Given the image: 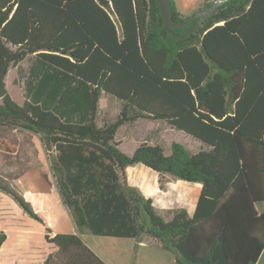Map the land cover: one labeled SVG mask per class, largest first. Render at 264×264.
I'll list each match as a JSON object with an SVG mask.
<instances>
[{"label": "trees", "instance_id": "16d2710c", "mask_svg": "<svg viewBox=\"0 0 264 264\" xmlns=\"http://www.w3.org/2000/svg\"><path fill=\"white\" fill-rule=\"evenodd\" d=\"M171 7L176 23L187 18ZM25 61L18 105L4 80ZM102 95L120 108L99 127ZM138 120L164 123L206 150L172 143L165 155L142 143L126 155L116 133ZM17 129L38 138L48 162L35 190L55 188L77 231L149 238L175 264H256L264 249V0L227 1L180 40L165 30L156 0H0V151L16 153L2 132ZM134 165L155 172L160 190L168 178L200 184L193 215L172 210L165 221L128 184ZM0 192L45 227L1 178ZM45 240L55 251L43 264H105L75 235ZM5 241L0 232V248Z\"/></svg>", "mask_w": 264, "mask_h": 264}, {"label": "rangeland", "instance_id": "374dc122", "mask_svg": "<svg viewBox=\"0 0 264 264\" xmlns=\"http://www.w3.org/2000/svg\"><path fill=\"white\" fill-rule=\"evenodd\" d=\"M203 2L204 0H181L184 8L181 10L183 12L181 15L192 16L203 8H200ZM28 66L29 63L25 61L10 68L5 79L7 93L18 105L24 102V82ZM118 110L119 104L116 100L102 97L98 123L101 124L104 118L113 119ZM154 128L163 129L159 135H155L153 134ZM131 132H136L135 136L123 140L129 133L132 134ZM2 135L11 139L16 147V153L8 154L0 151V178L22 194L24 199L31 204L33 211L44 218L46 227L50 230L67 234L73 232V228L68 222L69 215L58 205L60 198L57 191L48 196L28 195L32 192L36 179L48 167V162L40 154L38 138L20 129L2 132ZM118 139L123 141L121 150L125 154L132 153L135 147L143 142L142 140L146 143L151 140L153 143L161 145L165 155L170 154L172 143H179L194 153L206 150V147L200 142L183 133L162 127V125L156 124L153 127L151 123L145 125L139 122L137 127L135 126L133 129H120ZM149 145L153 144L149 142ZM145 170L150 174L153 173L149 169ZM169 180L173 179L168 178L165 185ZM40 228L42 227L38 222L25 215L10 197L0 192V232L9 237L4 251L10 258L7 263L3 259L0 264H12V251L14 252L16 249L19 250L18 256H32L35 263L41 262L47 255L48 248L43 239L46 233H43ZM16 232L21 233L22 236L16 238ZM47 236L50 237V234ZM81 239L91 243L93 249H97L99 253L104 255L107 261H109L108 259L114 260V262L111 261L112 264H175L173 256L159 249L157 243L149 238L144 239L145 247L137 246L133 240L94 237L89 233H84ZM12 242H19L21 245L14 247L16 248L14 249ZM122 242H130L129 247L132 248H126V245H123L126 243Z\"/></svg>", "mask_w": 264, "mask_h": 264}, {"label": "crops", "instance_id": "0c3cea01", "mask_svg": "<svg viewBox=\"0 0 264 264\" xmlns=\"http://www.w3.org/2000/svg\"><path fill=\"white\" fill-rule=\"evenodd\" d=\"M173 3H174V7L176 8L177 12L180 13V14L183 13L181 10H184V8L182 7L181 0H173ZM4 82H5V80H4ZM104 96L105 95H102L100 97V100ZM105 97H108V96H105ZM100 100H99V112H100ZM24 101H25V97H24ZM119 108H120V104H119ZM99 112H98V116H97V119H96V124H97V126L100 127L104 121L114 120L117 117V115L119 113V110H118L117 115L113 119H106V118H104L102 120L101 124H99L98 121H97L98 120V117H99ZM139 122H142L145 125L148 124V123H151L153 127H155V125L157 124V125H162V127L170 128L169 126H167L166 124L161 123V122H153V121H147V120H138L133 125H131V126H124V127H121L120 129H123V128L124 129L125 128L133 129V127H135V126L137 127V125H138ZM120 129L116 133L115 140H116V142L119 143V146H118L119 150L122 151L121 150V145H122L123 141H122V139L121 140L118 139V134H119ZM162 129L163 128H154L153 134L159 135V133L162 131ZM171 130H173V129H171ZM7 132H11V131H7ZM135 133L136 132H133L132 134L129 133V135L125 136L123 138V140L133 138V136H135ZM6 137H8V136H6ZM142 141H143L142 143H145L147 145H149V142L152 143L153 145H156L157 144V143H153L151 140L147 141L148 143L144 142V140H142ZM38 144H39V142H38ZM153 145H151V146H153ZM137 147H135V149ZM39 150H40V154H41L42 158H44L43 157V154H42L43 151H42V148L40 147V145H39ZM134 150H133V152H134ZM132 153L126 154V155H129L130 156ZM139 166H142V165H134V166H130V167H127L126 168V170H125V176H126L127 182H128V184L131 187H134V188L138 189V191L145 198H148V199L151 200L153 207L160 214V216H162L164 218L165 221H168L170 219V216H168L167 212L172 211V210L183 209V210H185L187 212V214L189 216H192L193 215V213L195 211V208H196V205H197V201H198L200 192H201V185L200 184H198V183H187V182L180 181V180H169L166 183V185H164V189L163 190H160V188H159V182H158L159 181V176L155 172H153V171H152L153 173L150 174L149 172H147L145 170L147 168H145L144 166H142V167H139ZM46 169H47V167H46ZM34 184H35V182H34ZM55 191H57V190L55 188H53L50 193H48V194H42V193H39L38 191H36L35 188H34V185H33V190H32L31 193H28V195H32V196L33 195H44V196H48L50 194L56 193ZM60 201L58 202V205L60 207H62V210L63 211H66V213L69 215L68 211L66 210V208L63 206L62 202H60ZM42 202H44V200H42ZM40 217L43 218L42 216H40ZM43 220H44V218H43ZM44 222H45V227H43L41 225V227L43 229L42 228H40V229H41V231L43 233H46L45 232V228H48V227H46V221L45 220H44ZM68 222L70 223L71 227L73 228V232H70L68 234L67 233H59L57 231H52V230H50L48 228L49 229V233H46V235L47 234H50V237L49 238H53L57 234L75 235V236H77L82 241V243L88 249H90L105 264H112L111 261L114 262V260H110V259H108L109 261H107V259H105L106 257H104V255H102L101 253H99L97 251V249H93L94 247L91 245V243H89L88 241H85V240L81 239V236L84 233H88V232L87 231H84V230L77 231L76 230V227L73 224V221H72L70 215H69ZM21 236H22L21 233L16 232V238H20ZM45 236L43 237V239H44V242H45V246H47V248H48V253L43 258V260L41 262H39L38 264H43L44 261L46 260V258L52 252L55 251V248L51 244H49V243L46 242ZM92 236H94V235H92ZM94 237H100V236H94ZM101 238H111V237H101ZM8 239H9V237L6 235V241L4 242V244L2 245V247L0 248V262H2L3 259L6 261V263H7V261L10 260V258H8L6 252L4 251V249H5V247H6L7 243H8ZM115 239H119V238H115ZM124 240H128V241H130V240L132 241L133 240V241H135L134 239H124ZM13 242H12V246H13L12 248L19 247V245H21L19 242H15V243H13ZM122 243H126V244H123V245H126V248H128V249H131L132 248V247H129L130 246V244H129L130 242H122ZM135 243L139 247H145L144 241H142V242H136L135 241ZM14 249H16V248H14ZM18 252H19L18 249H16L14 252L12 251V264H37L32 259V256H22L21 257V256H18ZM256 264H264V249L261 252L260 257H259V259H258V261H257Z\"/></svg>", "mask_w": 264, "mask_h": 264}, {"label": "water", "instance_id": "95a60500", "mask_svg": "<svg viewBox=\"0 0 264 264\" xmlns=\"http://www.w3.org/2000/svg\"><path fill=\"white\" fill-rule=\"evenodd\" d=\"M159 8V13L162 18L163 26L167 33L175 40L183 39L192 34L202 23L208 18L215 15L220 7L230 0H214L207 7L195 12L192 16L187 17L180 23H176L172 18L171 0H156ZM190 25L180 34H175L173 30L183 28Z\"/></svg>", "mask_w": 264, "mask_h": 264}]
</instances>
